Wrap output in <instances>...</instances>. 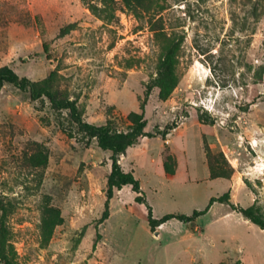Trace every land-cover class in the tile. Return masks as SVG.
Segmentation results:
<instances>
[{"label":"rangeland","instance_id":"1","mask_svg":"<svg viewBox=\"0 0 264 264\" xmlns=\"http://www.w3.org/2000/svg\"><path fill=\"white\" fill-rule=\"evenodd\" d=\"M156 30L180 43L166 97ZM3 65L31 81L55 70L95 125L126 132L145 102L148 133L118 155L139 193L115 188L106 208L111 152L64 132L67 110L46 97L1 86L0 197L19 264H264V229L231 206L264 215V0H0ZM146 205L155 219L205 213L151 228Z\"/></svg>","mask_w":264,"mask_h":264},{"label":"trees","instance_id":"2","mask_svg":"<svg viewBox=\"0 0 264 264\" xmlns=\"http://www.w3.org/2000/svg\"><path fill=\"white\" fill-rule=\"evenodd\" d=\"M155 30V29H154ZM157 40L162 42V56L158 63L157 77L154 84L160 90V96L166 97L175 86V65L177 62V52L180 47L179 41H174L167 36L163 31L156 30L154 32ZM42 48L49 58V45L44 40ZM57 72L52 70L49 74L40 81H31L26 77H19L9 66H0V88L4 83H10L17 87L19 90L28 93L30 100H38L46 97L49 100L50 107L58 115H62V110H67L68 126L66 127L60 121V126L64 132L72 136L73 127L75 126L76 132L82 137L95 138L100 148L109 150L111 152V170L107 176V188L105 191L107 208L108 200L112 197L114 189H120L124 185H130L131 189L139 193L138 180L129 171H124L118 163V155L125 153L126 149L132 144L138 142L143 136L148 135L144 131L146 121L143 115L145 102L140 105L141 112H130L127 118L130 122V129L126 132L115 130L110 123L95 125L86 122L82 118V109L77 105L75 99H71L66 93L56 87ZM167 131L163 132V136ZM166 171L171 172L166 168ZM228 194L225 193L219 197H211L209 204L214 201L228 202ZM137 202H143L144 199L136 195ZM8 201H4L0 197V262L2 264H19L16 252L13 248L9 238V229L6 224V216L9 212ZM246 219L254 224L259 225L264 229V215L261 210L255 205L248 207H235ZM147 207V221L151 228L170 219L175 218L183 222H193L194 219L201 214L205 213L204 210L194 209L190 215L185 214H165L159 219L152 216L151 207ZM107 212H104V216Z\"/></svg>","mask_w":264,"mask_h":264},{"label":"water","instance_id":"3","mask_svg":"<svg viewBox=\"0 0 264 264\" xmlns=\"http://www.w3.org/2000/svg\"><path fill=\"white\" fill-rule=\"evenodd\" d=\"M157 234H158V232H157V231H155V232H154V235H157Z\"/></svg>","mask_w":264,"mask_h":264}]
</instances>
